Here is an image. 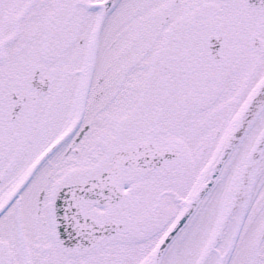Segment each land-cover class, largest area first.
I'll return each instance as SVG.
<instances>
[{
	"label": "snow or ice",
	"instance_id": "snow-or-ice-1",
	"mask_svg": "<svg viewBox=\"0 0 264 264\" xmlns=\"http://www.w3.org/2000/svg\"><path fill=\"white\" fill-rule=\"evenodd\" d=\"M0 264H264V0H0Z\"/></svg>",
	"mask_w": 264,
	"mask_h": 264
}]
</instances>
